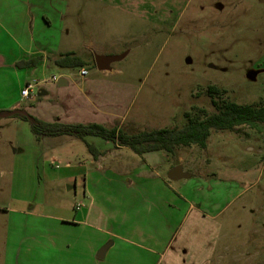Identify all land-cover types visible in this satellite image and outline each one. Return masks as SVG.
I'll return each instance as SVG.
<instances>
[{
    "label": "rangeland",
    "instance_id": "1",
    "mask_svg": "<svg viewBox=\"0 0 264 264\" xmlns=\"http://www.w3.org/2000/svg\"><path fill=\"white\" fill-rule=\"evenodd\" d=\"M43 3L52 25L45 31L36 29L35 38L53 47L55 55L47 57L44 68L23 74V87L39 80L43 83L38 95L48 90L46 96L23 100V108L32 116L96 122L132 134L180 127L193 105L214 112L213 97L220 102L264 104V0ZM68 51L87 61L86 76H81L79 67L63 69L54 64L53 57ZM96 55L122 58L100 70ZM53 75L67 78L69 85L51 82ZM211 86L221 93L212 97ZM6 121L13 124L0 137L3 235L16 210L56 216L53 203H77L76 189H69L74 183L68 178L82 173L79 160L91 155L86 144L73 136L37 140L29 121L15 116ZM87 140L100 150L115 148L100 137ZM167 156L166 173L183 162L184 170L193 175L167 178L182 190L176 197L165 196L169 197L165 203L176 204L169 232L146 264H264L261 135L246 126L213 130L207 148L186 146L177 150L176 157ZM78 189L81 193L82 186ZM84 200L89 205L90 200ZM105 210L107 216L112 214L108 205ZM119 241L116 251L127 250Z\"/></svg>",
    "mask_w": 264,
    "mask_h": 264
},
{
    "label": "crops",
    "instance_id": "2",
    "mask_svg": "<svg viewBox=\"0 0 264 264\" xmlns=\"http://www.w3.org/2000/svg\"><path fill=\"white\" fill-rule=\"evenodd\" d=\"M44 7L43 0L37 4L34 0H0V113L23 107L24 72L44 68L47 57L55 55L53 47L35 38L36 29L45 31L52 25ZM35 56H42L36 66L17 67L18 61ZM64 79L67 83L61 87L69 85ZM41 92L48 95L46 89ZM8 118H0V137L13 124L6 123ZM101 151L97 160L92 155L80 159L82 173L68 178L74 183L69 189H76L77 203H53L56 216L14 211L17 216L8 218L5 235L0 232V264H146L150 253H158L155 247L165 240L176 205L165 203L169 199L165 196L176 197L182 190L166 177L167 153L139 155L116 146ZM107 205L112 212L109 216ZM117 241L128 249L116 251ZM108 243L105 256L99 258V250ZM133 246L141 249L131 250Z\"/></svg>",
    "mask_w": 264,
    "mask_h": 264
},
{
    "label": "trees",
    "instance_id": "3",
    "mask_svg": "<svg viewBox=\"0 0 264 264\" xmlns=\"http://www.w3.org/2000/svg\"><path fill=\"white\" fill-rule=\"evenodd\" d=\"M42 56H35L17 62L19 68L36 66ZM57 67L73 69L87 66V61L74 51L61 53L53 59ZM209 93L220 94L214 86L209 87ZM214 95H212L213 97ZM214 112H209L204 107L193 105L190 111L185 112L186 123L180 127H164L151 131L128 133L120 127H107L100 123H66L60 120L45 121L30 114L29 119L24 114H15L29 121L33 134L37 140L44 137L73 136L82 140L92 157L97 160L104 152L87 140L89 136L100 137L111 141L116 148L127 147L136 154L143 155L147 152L164 151L170 156H175L181 147L197 145L200 148L208 147V140L212 131L235 130L246 126L258 132L264 139V104L255 106L251 104H239L235 101L223 100L213 97ZM23 109V107H20Z\"/></svg>",
    "mask_w": 264,
    "mask_h": 264
},
{
    "label": "water",
    "instance_id": "4",
    "mask_svg": "<svg viewBox=\"0 0 264 264\" xmlns=\"http://www.w3.org/2000/svg\"><path fill=\"white\" fill-rule=\"evenodd\" d=\"M121 58H122V56H118V55H108V56H105V55H99L98 56V55H96L95 56V61H96L97 67L100 70H104V69L110 68L109 66H110L111 62H113L115 60H118V59H121ZM66 83H67L66 80L64 78H62V77L58 81V84L60 86L66 85ZM15 114H24L29 119H31L30 114L25 109H21V108H17V109H14L12 111H7V112H4V113H0V118L10 117V116H13ZM191 175L192 174L184 171L182 164H178L176 166H173L168 171V174H167V176H168V178L170 180H179L181 178H189V177H191ZM109 246H110V243L104 245L99 250V252H98V257L99 258H103L105 256V253L108 250Z\"/></svg>",
    "mask_w": 264,
    "mask_h": 264
},
{
    "label": "built area",
    "instance_id": "5",
    "mask_svg": "<svg viewBox=\"0 0 264 264\" xmlns=\"http://www.w3.org/2000/svg\"><path fill=\"white\" fill-rule=\"evenodd\" d=\"M80 74L81 76H86L88 74V70L87 69H81L80 71ZM61 77H58L56 75H53L51 78H50V81L51 82H58L59 79ZM43 83V81H39V80H35L33 82H28L24 88L22 89L21 91V97L22 99L24 100H30L32 98H36L38 97L39 95V90L36 92L37 88L39 87V85Z\"/></svg>",
    "mask_w": 264,
    "mask_h": 264
}]
</instances>
